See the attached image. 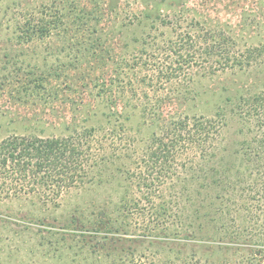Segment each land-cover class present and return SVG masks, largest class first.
Segmentation results:
<instances>
[{
	"label": "rangeland",
	"instance_id": "1",
	"mask_svg": "<svg viewBox=\"0 0 264 264\" xmlns=\"http://www.w3.org/2000/svg\"><path fill=\"white\" fill-rule=\"evenodd\" d=\"M191 23L220 26L240 50L263 48V64L242 73H195L185 86L140 83L152 75L147 70L164 62L158 50ZM35 27L42 32L27 41ZM241 89L264 90V0H0V139L11 134L66 137L89 126L87 119L103 111L109 97L117 98L116 109L122 112L128 101L131 110L158 96L175 100L187 91L186 101H174L169 110L212 116ZM134 117L115 137L118 157L105 167L100 183L71 191L57 208L33 199L0 202V264H133V240L143 224L137 226L120 208L127 188L133 196L134 162L147 139L146 131L134 130ZM239 128L229 122L225 145L243 138ZM113 138L102 139L103 145L109 148ZM80 219L91 230L102 228L101 236H72L81 234L73 223ZM59 240L61 247L51 250ZM149 247L139 250L149 263L182 264L174 262L176 251Z\"/></svg>",
	"mask_w": 264,
	"mask_h": 264
},
{
	"label": "trees",
	"instance_id": "2",
	"mask_svg": "<svg viewBox=\"0 0 264 264\" xmlns=\"http://www.w3.org/2000/svg\"><path fill=\"white\" fill-rule=\"evenodd\" d=\"M37 28L29 29L27 41L42 32ZM228 34L220 26L191 23L158 50L164 62L147 70L152 75L140 83L149 80L151 88L173 81L185 86L195 73H242L261 67L263 48L240 50ZM186 94L175 100L158 96L131 110L128 101L122 112L116 109L117 98L109 97L105 109L87 119L89 126L66 137L11 134L0 139V202L33 199L57 208L71 191L100 183L105 167L118 157L115 137L137 115L133 128L146 131L147 139L134 162L133 196L127 188L120 208L137 226L143 224L133 240V264H156L139 251L149 246L176 251L174 262L182 264H264V90L241 89L212 116L169 110L174 101H186ZM138 99L133 92V100ZM232 121L240 125L237 134L243 138L228 147L224 130ZM109 136L114 138L106 148L102 139ZM73 223L75 233L81 234L72 236L80 239L103 232L89 229L81 219ZM69 227L64 228L68 234ZM60 241L51 250L57 251Z\"/></svg>",
	"mask_w": 264,
	"mask_h": 264
}]
</instances>
